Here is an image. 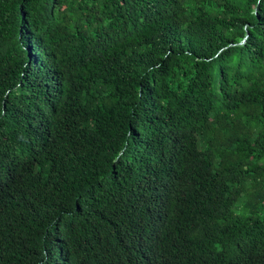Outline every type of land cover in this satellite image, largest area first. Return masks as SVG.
<instances>
[{"label":"trees","instance_id":"1","mask_svg":"<svg viewBox=\"0 0 264 264\" xmlns=\"http://www.w3.org/2000/svg\"><path fill=\"white\" fill-rule=\"evenodd\" d=\"M0 264H264V0H0Z\"/></svg>","mask_w":264,"mask_h":264}]
</instances>
